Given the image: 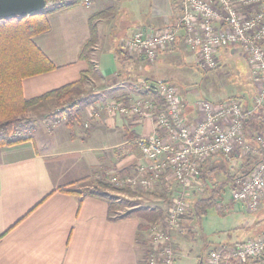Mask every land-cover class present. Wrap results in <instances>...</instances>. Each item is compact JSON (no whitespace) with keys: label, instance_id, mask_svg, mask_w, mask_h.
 Returning <instances> with one entry per match:
<instances>
[{"label":"crops","instance_id":"crops-1","mask_svg":"<svg viewBox=\"0 0 264 264\" xmlns=\"http://www.w3.org/2000/svg\"><path fill=\"white\" fill-rule=\"evenodd\" d=\"M180 11V0H93L89 7L79 3L49 14L50 29L33 41L55 69L25 78L24 96L37 97L80 78L87 69L79 52L90 19L97 40L89 53L94 72L86 94L97 101L154 94L141 82L167 80L172 65L194 57L182 35L152 62L124 48L119 59L114 50L134 32L154 34L174 24ZM186 99L184 114L193 120L197 111ZM63 123L48 135L37 129L33 140L0 146V264H144L148 241L139 219L121 217L109 211L106 200L70 190L92 186L101 174L133 172L143 159L132 139L154 134L152 119L103 114L90 121L84 105L78 123ZM167 232L177 260L180 235Z\"/></svg>","mask_w":264,"mask_h":264},{"label":"built area","instance_id":"built-area-1","mask_svg":"<svg viewBox=\"0 0 264 264\" xmlns=\"http://www.w3.org/2000/svg\"><path fill=\"white\" fill-rule=\"evenodd\" d=\"M80 2L89 7L93 0ZM180 4V16L174 24L154 34L134 32L122 42V48L138 52L152 62L160 50L172 46L182 35L197 64L211 70L218 65L222 47L238 46L251 67L255 94L249 107L237 97L218 101L202 98L194 103L197 117L193 120L184 114V94L165 79L151 84L141 82L153 91L151 96L87 105L93 121L100 114L127 118L143 115L154 124V134L132 139L143 162H138L133 172L108 174L107 189L128 194L126 189L150 188L158 182L165 187L175 183L179 188L173 203L163 213V221L144 230L148 241L142 257L144 264H175L176 252L167 231H177L186 220V190L197 183L204 162L217 156L242 158L252 154L254 165L247 175L234 180L229 196L245 211L255 210L264 197V130L252 132L245 126L250 114L264 115V0H180ZM248 134H253L255 146ZM205 262L264 264V230L246 241L211 247Z\"/></svg>","mask_w":264,"mask_h":264},{"label":"rangeland","instance_id":"rangeland-1","mask_svg":"<svg viewBox=\"0 0 264 264\" xmlns=\"http://www.w3.org/2000/svg\"><path fill=\"white\" fill-rule=\"evenodd\" d=\"M70 1L73 0H54V2L48 0L50 2L49 7H52L53 3ZM79 3H81L80 0ZM115 51L116 53L118 51L119 56L122 55L123 57L121 46L117 47L114 53ZM218 58V65L211 70L198 65L195 57L184 60L179 64L175 63L171 66L173 70L168 75L169 79L167 81L194 103L202 98L218 101L237 97L242 99L244 105L246 104L249 107L255 94V84L252 81L251 67L247 63L244 52L238 46L230 45L219 50ZM83 96L75 97V99ZM94 97L92 96V99ZM154 98L157 99L156 96ZM112 99L116 98L105 100ZM97 100L95 99L91 103L100 102ZM65 106L67 105H57L54 99H48L32 106L21 117V124H25L26 127L32 129H20L21 131H19L21 134L28 135L31 140H33V135L37 129L48 135L53 125L60 122L66 123L65 118L57 119L56 114ZM87 113L88 120L93 121L90 119L92 117L88 112V108ZM100 115L102 116V114ZM87 124L84 122V127L88 128ZM255 128L256 130L253 132L264 130V126H255ZM19 131L16 134H20ZM209 162H206L208 164L207 168H214L215 171L209 173V171L204 170L202 178H198L197 183L186 190L185 200L188 202L190 211L188 208L184 219L189 220L186 223L183 222L184 224L176 231L180 236L177 238L179 255L175 264H206L205 255L211 247L246 241L264 230V197L255 210H242L238 203L230 199L231 184L225 186L223 193L215 200L217 204L209 207L205 214L199 218L192 216V202L201 195H207L209 187L214 184V181L225 180V175L222 172L227 170L230 175H233L243 172V169H246L245 166L250 168V165H243L241 158H234L229 162L223 159L222 156H217L210 159ZM211 176L213 178L210 179ZM167 182L171 181L167 180ZM178 189L175 183L165 187L162 182H158L150 188H135L131 190L132 193L128 194L124 192L116 193L109 189H106V192L108 191V195L120 204L117 211L113 213L122 215L131 210L144 207L162 209L164 213L165 209L173 203ZM190 255H198L199 258L193 259Z\"/></svg>","mask_w":264,"mask_h":264},{"label":"trees","instance_id":"trees-1","mask_svg":"<svg viewBox=\"0 0 264 264\" xmlns=\"http://www.w3.org/2000/svg\"><path fill=\"white\" fill-rule=\"evenodd\" d=\"M50 1L54 2V0ZM78 4L79 0L64 3L57 2L53 3L52 7L47 6L44 10L34 14L0 18V146L17 144L30 139L20 132L26 127L25 124H21V117L29 108L38 103L54 99L57 105L66 104L67 106L56 113L57 119L65 118L66 125L71 127L74 122L78 123L80 121L83 106L95 101L90 94H86L84 88L87 80L94 72V63L90 59L89 53L95 45L97 33L96 25L91 19L89 21V37L83 42L79 52V57L87 61V69L81 73L80 78L33 98L25 97L22 90V81L25 78L55 69V65L36 46L33 37L50 29L49 14L58 10L71 9ZM121 53L124 57V52ZM117 54L119 59L122 58V55L119 56L118 51ZM82 95L84 96L75 99V97ZM263 124L264 115L261 112H254L245 120L246 128H249L252 132L256 130L255 126L262 127ZM18 131L20 134H16ZM247 137L252 146H255L253 134H249ZM222 158L231 162L234 158L240 157ZM241 161L244 166L250 165V168L245 166L246 169H243V172L233 175H230L227 170L222 172L225 175V180L214 181V184L209 187L207 195H201L192 202V216L199 218L205 214L209 207L217 204L215 200L223 193L225 186L232 185L235 179L249 173L254 165V157L249 153L242 157ZM207 166L206 162L201 165L199 178H202L204 170L209 171V173L215 171L214 168L209 169ZM101 175L92 186L70 191L77 195H90L104 199L108 204L109 211L116 212L120 204L115 202L113 197L106 192L108 185L105 183V179L107 176ZM211 178L213 177L211 176ZM59 189L69 190L64 187ZM126 191L132 193L129 189H126ZM121 217L138 218V229L145 230L150 224L163 221V210L153 207L137 208L122 214Z\"/></svg>","mask_w":264,"mask_h":264},{"label":"water","instance_id":"water-1","mask_svg":"<svg viewBox=\"0 0 264 264\" xmlns=\"http://www.w3.org/2000/svg\"><path fill=\"white\" fill-rule=\"evenodd\" d=\"M49 3L47 0H0V18L34 14L44 10Z\"/></svg>","mask_w":264,"mask_h":264}]
</instances>
